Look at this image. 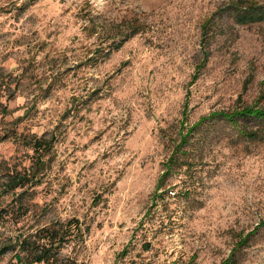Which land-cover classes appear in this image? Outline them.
Here are the masks:
<instances>
[{
    "label": "rangeland",
    "instance_id": "374dc122",
    "mask_svg": "<svg viewBox=\"0 0 264 264\" xmlns=\"http://www.w3.org/2000/svg\"><path fill=\"white\" fill-rule=\"evenodd\" d=\"M238 1L0 0V193L23 137L58 136L0 200V264L72 221L61 264H264V121L201 123L264 109V21Z\"/></svg>",
    "mask_w": 264,
    "mask_h": 264
},
{
    "label": "trees",
    "instance_id": "16d2710c",
    "mask_svg": "<svg viewBox=\"0 0 264 264\" xmlns=\"http://www.w3.org/2000/svg\"><path fill=\"white\" fill-rule=\"evenodd\" d=\"M231 3L232 4H228L223 11L236 14L235 18L239 24L250 25L264 21V4H259L256 0H239L236 3ZM218 15L221 16V13ZM211 21L212 20H210L209 23ZM206 28H208V26H206L205 29ZM216 118L225 119L233 124H236L238 119H257L258 121H264V109L250 106L233 112H220L212 114L201 123ZM247 135L253 139L257 137L255 133H248ZM57 137L56 134L52 133L50 136L44 134L40 137L32 136L30 138H22L23 145L33 152V166L25 171L24 174L13 177L11 181L7 183L3 188V191L0 193V200L9 191L24 187L37 180L41 169H44L47 165L45 159L54 149L55 143L58 139ZM79 227L78 222L72 221L60 226L42 228L35 234L25 238L23 235L21 237L19 236L15 241V246H13L14 250L17 248L19 249L15 256V259L18 260L17 263L61 264L56 256L67 239H69L71 229ZM9 249L10 248L5 246L0 248V259L4 257ZM224 264H231V262L228 260Z\"/></svg>",
    "mask_w": 264,
    "mask_h": 264
},
{
    "label": "built area",
    "instance_id": "2783aa9c",
    "mask_svg": "<svg viewBox=\"0 0 264 264\" xmlns=\"http://www.w3.org/2000/svg\"><path fill=\"white\" fill-rule=\"evenodd\" d=\"M172 195H174V194H172Z\"/></svg>",
    "mask_w": 264,
    "mask_h": 264
}]
</instances>
